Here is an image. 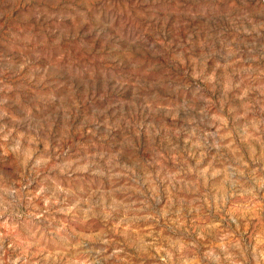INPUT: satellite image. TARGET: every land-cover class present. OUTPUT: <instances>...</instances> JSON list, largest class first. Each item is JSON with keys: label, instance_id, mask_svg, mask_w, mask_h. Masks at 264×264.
Segmentation results:
<instances>
[{"label": "clouds", "instance_id": "9594fccd", "mask_svg": "<svg viewBox=\"0 0 264 264\" xmlns=\"http://www.w3.org/2000/svg\"><path fill=\"white\" fill-rule=\"evenodd\" d=\"M0 264H264V0H0Z\"/></svg>", "mask_w": 264, "mask_h": 264}, {"label": "rangeland", "instance_id": "374dc122", "mask_svg": "<svg viewBox=\"0 0 264 264\" xmlns=\"http://www.w3.org/2000/svg\"><path fill=\"white\" fill-rule=\"evenodd\" d=\"M114 51H115L114 47L113 46H110L109 47V54H112Z\"/></svg>", "mask_w": 264, "mask_h": 264}]
</instances>
